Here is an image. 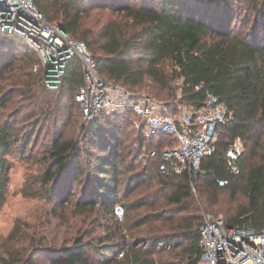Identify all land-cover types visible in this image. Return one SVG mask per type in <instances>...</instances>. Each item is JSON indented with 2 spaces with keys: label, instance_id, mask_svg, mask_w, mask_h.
Returning <instances> with one entry per match:
<instances>
[{
  "label": "trees",
  "instance_id": "16d2710c",
  "mask_svg": "<svg viewBox=\"0 0 264 264\" xmlns=\"http://www.w3.org/2000/svg\"><path fill=\"white\" fill-rule=\"evenodd\" d=\"M34 1L48 21L85 41L101 76L132 98L146 97L163 112L179 114L182 107H203L208 95L214 94L226 105L227 118L218 127L214 151L203 158L196 178L188 172L159 171L163 150L176 145V140L169 135L146 136L143 126L134 124L132 109L82 123L77 138L64 130L54 134L42 155L41 170L27 176L23 193L66 207L80 185L75 209L94 212L108 206L110 235L99 244L84 236L62 245L46 242L45 237L23 242L27 232L17 220L3 242L0 264H156L155 253L166 258L164 264H199L202 250L197 241L204 215L191 220L182 213L191 207L195 188L201 196H217L223 189L220 178L228 180L233 193L243 189L247 197V204L226 223L264 225V0ZM102 7L109 11L89 16L91 8ZM0 49V109L20 94L35 102L36 115L47 113L48 118L39 95L55 93L46 84L44 68L33 71L40 64L36 49L21 36L2 31ZM84 83L81 64L74 57L54 88L78 104L82 116L77 94ZM32 124L40 123L33 120ZM129 127L141 135L135 150L140 152L139 161L145 162L140 170H136L138 154L132 164L128 162L131 154L125 133ZM31 137L16 120L0 118V208L10 180L9 156L18 151L25 154ZM237 138L245 150L235 161L240 168L235 174L227 152ZM249 155L257 157L248 161ZM84 157L89 164H82ZM125 177L127 196L146 181L156 182L149 181L142 196L122 202ZM119 203L124 207L121 218L114 212ZM163 224L165 233L152 235L146 247L142 238H134L137 228L159 229ZM125 230L132 231L129 238Z\"/></svg>",
  "mask_w": 264,
  "mask_h": 264
},
{
  "label": "built area",
  "instance_id": "2783aa9c",
  "mask_svg": "<svg viewBox=\"0 0 264 264\" xmlns=\"http://www.w3.org/2000/svg\"><path fill=\"white\" fill-rule=\"evenodd\" d=\"M0 31L17 34L36 49L40 64H35L33 71L42 66L48 86L58 87L70 60L78 58L85 83L77 99L86 119L132 109L134 124L143 126L146 136H172L176 145L163 150L158 164L162 173L193 175L201 169L203 158L214 151L218 127L227 118L226 105L216 95L209 94L201 108L182 107L179 114L163 112L157 102L146 97L132 98L101 76L87 43L72 38L60 24L48 21L34 0H0ZM242 144L237 138L227 152L229 168L235 174L240 172L235 161L243 151ZM150 155L155 156L156 151ZM227 182L225 178L218 180L220 185ZM114 212L122 217L124 207L117 204ZM197 243L202 250L199 264H264V225L229 226L224 218L207 212Z\"/></svg>",
  "mask_w": 264,
  "mask_h": 264
},
{
  "label": "rangeland",
  "instance_id": "374dc122",
  "mask_svg": "<svg viewBox=\"0 0 264 264\" xmlns=\"http://www.w3.org/2000/svg\"><path fill=\"white\" fill-rule=\"evenodd\" d=\"M108 11L109 7L91 8L89 16L95 17L101 12ZM48 87L55 93L54 96H50L48 93H41L39 95V98L42 100L41 105L46 107L45 110L48 111V118L47 113L45 115H36L35 102L22 98L20 94H15L0 109L1 120L12 119L14 122L16 120V125L24 134H27V132L32 134L25 154L22 151H18L9 156L11 161L10 180L5 203L0 208V253L4 250L3 242H5L6 236L11 232L17 220L22 221V228L27 232V239L23 242H36L41 240V237H45L46 242H55L54 244L59 245L71 244L76 236H84L86 240L99 244L101 241L107 240V236L110 235V229L113 226L109 220L111 214L108 206L94 212H78L75 209V200L80 195V185L75 188L72 198L73 202L66 207H63L59 203L48 202L43 198L27 196L23 193L22 188L27 176L29 174H37L41 170L43 165L42 155L51 142L53 135L64 130L71 137H80L82 123L89 121L81 115L78 104L73 103V100L69 96L63 95L61 97L58 90H55L52 86ZM142 92L145 91L142 90ZM1 97L2 95H0V102H3ZM33 120H38L40 124L36 127L35 124H32ZM34 129L35 132L36 130L38 131L37 134L34 133ZM140 137L141 135L135 130H132L130 127L127 128L125 144L128 146L127 151H130L131 154L128 162L132 164V157L134 158L138 154L136 164L140 166L136 170H140L145 165V162L139 161L141 158L140 152L135 151ZM262 137H264V130H262ZM242 150H245L244 145L242 146ZM257 150L261 149L258 148ZM256 157L257 155H249L248 161H254ZM81 161L83 165L89 164L86 157ZM124 181L119 198L123 200L122 202H129L142 196L148 191V182L151 181L152 184L156 182L153 179L146 181L139 188L135 189L132 194L127 196L126 177ZM222 186L223 189L217 196L207 193L201 196L195 188L192 205L189 210L182 213V216L194 220L198 215L203 217L207 212H215L217 216L226 220L238 208L247 204V197L243 189L233 193L230 187L227 186V183ZM119 204L122 205V203ZM164 225L159 227V229L147 226L137 228L133 233L134 238H142L143 242H141V245L146 247L149 245V238L152 235L165 233L167 228ZM123 232L127 234L128 238L132 233L130 230ZM154 258L156 264H164L163 262H166V258L158 253L154 254Z\"/></svg>",
  "mask_w": 264,
  "mask_h": 264
},
{
  "label": "water",
  "instance_id": "95a60500",
  "mask_svg": "<svg viewBox=\"0 0 264 264\" xmlns=\"http://www.w3.org/2000/svg\"><path fill=\"white\" fill-rule=\"evenodd\" d=\"M199 172H200V171H196V172L194 173L195 178L197 177V175L199 174Z\"/></svg>",
  "mask_w": 264,
  "mask_h": 264
}]
</instances>
